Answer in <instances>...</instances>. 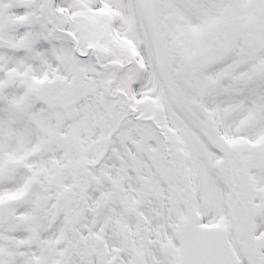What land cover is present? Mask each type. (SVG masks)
<instances>
[{
  "label": "snow or ice",
  "instance_id": "1",
  "mask_svg": "<svg viewBox=\"0 0 264 264\" xmlns=\"http://www.w3.org/2000/svg\"><path fill=\"white\" fill-rule=\"evenodd\" d=\"M0 264H264V0H0Z\"/></svg>",
  "mask_w": 264,
  "mask_h": 264
}]
</instances>
